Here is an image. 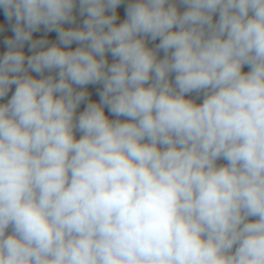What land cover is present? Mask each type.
Here are the masks:
<instances>
[{
	"label": "clouds",
	"instance_id": "obj_1",
	"mask_svg": "<svg viewBox=\"0 0 264 264\" xmlns=\"http://www.w3.org/2000/svg\"><path fill=\"white\" fill-rule=\"evenodd\" d=\"M0 10V264H264V0Z\"/></svg>",
	"mask_w": 264,
	"mask_h": 264
},
{
	"label": "built area",
	"instance_id": "obj_2",
	"mask_svg": "<svg viewBox=\"0 0 264 264\" xmlns=\"http://www.w3.org/2000/svg\"><path fill=\"white\" fill-rule=\"evenodd\" d=\"M118 11H120L121 15H122L123 14V6H121V8L118 9ZM3 27L5 30L0 32V52L5 50L4 45H3L4 39L13 35V33L11 32V28L8 25V23L3 24ZM44 35H47L50 40H55V38H56L55 32L46 34V33H44L43 29H41V31H39L37 33H34V38H39V37L44 36ZM72 47H76V44H73ZM25 51L27 52V46L25 47ZM98 87H99L98 85H95V86L90 85L89 86V90L93 93L92 97L96 96L95 100L99 99V97L96 95V90ZM80 110H82V108Z\"/></svg>",
	"mask_w": 264,
	"mask_h": 264
},
{
	"label": "crops",
	"instance_id": "obj_3",
	"mask_svg": "<svg viewBox=\"0 0 264 264\" xmlns=\"http://www.w3.org/2000/svg\"><path fill=\"white\" fill-rule=\"evenodd\" d=\"M0 21H3V24L7 23V21L4 20L3 11L2 10H0ZM91 98L95 100L96 96H93ZM81 108L83 109V105L81 106Z\"/></svg>",
	"mask_w": 264,
	"mask_h": 264
}]
</instances>
